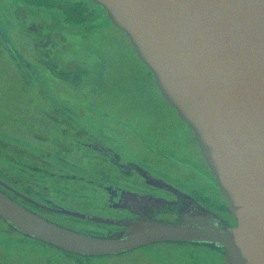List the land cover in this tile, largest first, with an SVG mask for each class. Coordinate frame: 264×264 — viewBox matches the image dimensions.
Returning <instances> with one entry per match:
<instances>
[{
	"label": "water",
	"instance_id": "95a60500",
	"mask_svg": "<svg viewBox=\"0 0 264 264\" xmlns=\"http://www.w3.org/2000/svg\"><path fill=\"white\" fill-rule=\"evenodd\" d=\"M91 1L125 33L162 98L190 128L236 224L192 200L179 222L70 213L125 226L116 237H97L47 221L2 192L0 218L82 256L172 241L220 249L227 264H264V0ZM147 198L142 201L166 203Z\"/></svg>",
	"mask_w": 264,
	"mask_h": 264
},
{
	"label": "rangeland",
	"instance_id": "374dc122",
	"mask_svg": "<svg viewBox=\"0 0 264 264\" xmlns=\"http://www.w3.org/2000/svg\"><path fill=\"white\" fill-rule=\"evenodd\" d=\"M40 1L45 4L37 6ZM53 1L33 0L36 6H30L22 0H0V154L9 163L1 162L2 168L34 182L46 177L37 174L38 170H31L30 174L29 168L18 167V163L34 160L35 156L36 160H44L38 161L40 168L48 166L55 174L67 169L79 174L77 163L90 174L105 171V167L97 166L90 152L83 153L72 141L74 137H85L79 133L82 131L104 139L107 145L127 154L128 146H120L115 141L123 138L139 142V136L148 144L160 149L174 148L201 163L189 127L161 97L152 75L135 55L127 37L111 24L104 11L91 1L82 0L86 8L83 12L93 14L79 20L64 19L56 9H51ZM65 3H77V0L55 1L56 6ZM25 24L30 25L36 36L51 35L56 43L51 56L86 69L85 79L74 85L54 76L38 61L34 62L42 54L40 49L34 51L31 47L34 41L28 37ZM5 155L13 159L14 165ZM144 158L151 160L150 163L155 159L159 169L165 168L155 154H144ZM70 160L77 169L65 165ZM172 168L174 173L185 172L183 168ZM197 168L205 169L199 165ZM60 181L46 183H53L61 190L51 196L59 206L106 215L107 211L101 208V188ZM206 188L213 201L223 202L214 181L212 184L208 181ZM59 222L80 230L72 226L74 220L61 216ZM0 258L4 264H75L74 259L57 249L18 233L0 236ZM78 264L224 262L218 251L166 242L120 255L83 259Z\"/></svg>",
	"mask_w": 264,
	"mask_h": 264
},
{
	"label": "flooded vegetation",
	"instance_id": "af4514ba",
	"mask_svg": "<svg viewBox=\"0 0 264 264\" xmlns=\"http://www.w3.org/2000/svg\"><path fill=\"white\" fill-rule=\"evenodd\" d=\"M22 1L30 6H41V4H45V2L41 1L36 5L33 4V0ZM55 1H53V7L51 9H56L58 13L63 15L64 19L71 18L72 20H79L82 17L86 18L93 14L92 11L86 10L85 13L83 12L86 8L80 2L82 0H77V3H65L64 6H56ZM87 12L90 14L87 15ZM31 24H33V22H31ZM25 30L26 33H29L28 37L32 38L34 41L31 47L34 51L35 49H40L42 54V56L34 62L38 61L54 76H58L61 80L69 83L71 82L74 85L85 79L86 69L68 62H60L56 57L54 58L51 56L52 50L55 48L56 44L51 35L41 34V36H36L35 31H32L30 25L26 24ZM79 133H82L85 137H74L72 141L76 146L81 148L83 153L85 151L90 152L92 154L91 157L97 160V166L105 167V171H94L90 174L89 171L80 169L83 165L77 163L79 174L72 169H67L66 172L55 174L48 169V166L40 168L42 165H38V161L44 160L41 158L36 160L35 156L34 160L30 159L18 163V167L29 168L30 174L32 172L31 170H38L37 174L46 178L38 179V182H34L31 179L29 180L14 174L10 169L4 170L0 165V192L46 220L63 225L59 222V218L63 216L74 220L72 226L80 228L82 232L91 234L101 233L103 235L113 236L124 229L125 226L112 223H101L81 218L70 213H77L89 217L107 218L110 220H129L140 217L142 214L157 220H164V216H168L175 221L180 220L181 215L179 210L184 207V204L190 201V199L173 193L169 188L159 186L156 180H161L188 195L206 209L214 212L226 223L231 224L234 222L226 206L223 203L213 201L208 195L209 193L206 188L207 183L210 181L212 184L214 180L211 179V175L206 171L207 169L200 153L198 156L201 163L199 161L197 163L190 155L183 154L171 147L160 149L152 143L148 144L143 139L142 141L139 136H137L139 142L118 138V140L115 141L117 144L124 147L128 146L127 154L114 146L107 145L102 138L87 135L83 131ZM144 154H155L156 159L158 161L161 160L165 168L159 169L160 166L155 162V159L152 160L153 163H150L151 160H145ZM2 155L4 154H0V163L7 162ZM5 156H7L6 158L10 162L13 160L9 155ZM85 156L89 157L90 155ZM11 163L14 165L13 162ZM65 165L69 168L72 167L77 169L76 165L71 160L66 162ZM198 165L199 167L202 166V168H205L204 171L198 169ZM172 167H176V169L183 168L185 172L174 173L175 169ZM156 171L158 173H156ZM101 172H107L109 174H100ZM197 178H199L198 182ZM60 180L74 181L86 187H93L96 189L101 188L100 190L103 193L100 196V198L103 199L101 208L107 211L106 215L103 217L91 215L59 206V204L52 200L51 196H55V193L61 192V190L54 186L55 184L53 185V183L48 185H46V183H62ZM147 197H150L149 199L162 198L173 201V203L166 205H164L165 203L163 205L162 203L147 204L142 201V198L148 199ZM5 233L14 234L18 232L14 231L8 225L6 226L2 219H0V236H4ZM18 234L24 236L21 233ZM27 238L57 249L61 254L74 259L75 264L81 263V260L87 258L115 256L104 255L85 257L64 251L58 247L30 237ZM0 264H4L1 258Z\"/></svg>",
	"mask_w": 264,
	"mask_h": 264
}]
</instances>
